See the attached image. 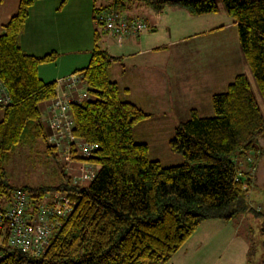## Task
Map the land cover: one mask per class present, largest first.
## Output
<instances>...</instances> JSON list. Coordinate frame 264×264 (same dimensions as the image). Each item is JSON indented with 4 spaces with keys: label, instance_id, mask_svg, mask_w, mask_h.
Segmentation results:
<instances>
[{
    "label": "trees",
    "instance_id": "obj_1",
    "mask_svg": "<svg viewBox=\"0 0 264 264\" xmlns=\"http://www.w3.org/2000/svg\"><path fill=\"white\" fill-rule=\"evenodd\" d=\"M38 1L18 0L15 13L1 27L0 81L11 104L0 109V194L7 198L16 188L9 184L5 168L11 154L32 141L60 166L59 182L17 188L37 200L59 193L71 201L72 209L37 257L9 246L6 231L0 229V264H166L203 221L231 222L254 210L245 199L253 169L257 172L256 158L264 155V112L248 76L237 74L225 91L211 96L212 116L190 109L168 141L169 151L183 162L163 166L150 159L149 146L135 136V127L150 115L124 100L126 89L110 78L111 66L121 58L100 46L101 35L107 33L96 21L101 12L124 13L136 6L160 14L176 6L202 16L219 11L216 0H110L104 7L92 0L90 59L74 73L81 75L89 96L70 104L74 138L96 146L86 161L97 173L81 186L73 184L57 150L46 142L42 120L41 105L56 97L57 82L42 80L38 69L55 62L58 53L35 56L20 46L30 9ZM221 1L236 23L242 57L264 105V0ZM127 18L147 26L143 19ZM254 212L263 216V252L256 264H264V214Z\"/></svg>",
    "mask_w": 264,
    "mask_h": 264
},
{
    "label": "crops",
    "instance_id": "obj_2",
    "mask_svg": "<svg viewBox=\"0 0 264 264\" xmlns=\"http://www.w3.org/2000/svg\"><path fill=\"white\" fill-rule=\"evenodd\" d=\"M61 1L41 0L31 7L20 38L27 54L40 56L51 51L58 53L55 62L39 67L38 76L44 81L58 82L78 73L87 66L93 45V1L68 0L58 9ZM17 3L18 0H15V4L13 1L9 6V15L15 13ZM5 5V0H0V33L6 22L2 18L4 12H1ZM124 14L126 17L143 19L147 23L146 30L138 36L129 35L120 43L112 35L103 33L100 45L111 56L121 58L111 66L110 78L122 90L126 89L123 99L135 103L150 115L149 119L138 124L134 130L135 136L148 146H151L154 139V144L157 143L155 133L164 131L168 123H174V118H178L175 124L186 120L190 109L194 108L200 113L202 107L206 111L205 115L209 116L211 96L225 91L235 75H247L249 72L241 54L237 32L233 36L226 33L227 30H233L234 33L236 23L227 16L224 9L194 19L185 9L176 6L167 7L160 14L133 6ZM182 19L189 23H183ZM189 28L192 31L189 41L195 44L190 47L181 45L182 50L178 48V52L176 46L187 37L176 38L175 35ZM227 35L233 40L232 47L227 46ZM159 39L165 40V44H159ZM214 39H218L217 44L213 43ZM115 46L120 52H115ZM204 54H207V59L200 63ZM57 92L67 93L61 85L57 86ZM67 96L82 102L89 96L88 86L82 83ZM49 104L50 102L42 104L41 111H46ZM161 118V121L155 122ZM222 222L219 235L212 236L213 240L207 242L206 246L200 245V248L195 249V241L190 240L193 234L190 241L185 243L188 247L183 245L166 264H174L176 256L182 250L188 253L187 258L181 262L176 261L177 264L205 263V257L213 249L211 246L214 240L220 236L224 240L226 229L230 231L228 223L232 221ZM232 233L234 234L233 231Z\"/></svg>",
    "mask_w": 264,
    "mask_h": 264
},
{
    "label": "built area",
    "instance_id": "obj_3",
    "mask_svg": "<svg viewBox=\"0 0 264 264\" xmlns=\"http://www.w3.org/2000/svg\"><path fill=\"white\" fill-rule=\"evenodd\" d=\"M96 21L119 43L125 37L139 35L147 28L141 21L131 20L113 11L97 14ZM80 84L82 77L79 74L59 80L57 86H63L67 93L59 94L56 89V97L50 101L48 109L42 112V120L48 131L46 142L57 150L60 160H64L67 172L77 170L78 174L70 176L73 184L79 186L92 181L97 173V168L86 161L96 150V146L79 142L72 134L70 104L79 101L67 95L76 91ZM10 104L11 97L0 81V109ZM72 149L76 151L74 155ZM73 164L77 165L72 167ZM0 198H3L0 199V229L6 231L7 244L32 257L44 253L49 240L72 209L71 201L59 193L37 200L28 191L15 188L9 197L5 198L0 194Z\"/></svg>",
    "mask_w": 264,
    "mask_h": 264
},
{
    "label": "rangeland",
    "instance_id": "obj_4",
    "mask_svg": "<svg viewBox=\"0 0 264 264\" xmlns=\"http://www.w3.org/2000/svg\"><path fill=\"white\" fill-rule=\"evenodd\" d=\"M15 4V0H5L6 5L3 8L1 12H4L3 19L4 22L11 17L9 6L13 3ZM109 0H98L96 2L97 5H104L109 6L110 3H108ZM37 3V2H36ZM35 3V4H36ZM217 5L219 6V10L223 9V4L221 0H216ZM34 4V5H35ZM183 9V8H181ZM223 13V11H221ZM13 14V13H12ZM123 16L126 17L124 13H120ZM190 15V14H189ZM192 16V15H190ZM193 19L198 16H192ZM181 22V19H180ZM183 23H189L182 19ZM195 29H197V26L194 25ZM190 31V28L187 30H181L179 33H176L175 37L178 38V36L181 37H187L185 41L179 42V45L176 46L177 51L179 52V49H181L183 46L190 47L191 45H194V42L189 41V36L192 35ZM237 32V29L234 28L233 30H227V34L229 36L235 35ZM225 36L227 46L232 47L233 40L229 36ZM221 37V36H220ZM21 38V37H20ZM223 39V37H221ZM238 38V34H237ZM165 40L159 39V44H165ZM218 39H214L213 43L217 44ZM237 42V41H236ZM101 44V42H100ZM104 45V44H103ZM183 45V46H181ZM21 48L26 53L27 51L24 49V46H22V43H20ZM102 48L105 49L104 46L100 45ZM179 48V49H178ZM115 52H120V50L115 46ZM182 50V49H181ZM115 54V53H112ZM116 56V55H113ZM209 57L211 59V54H209ZM204 59H207V54L202 55L200 59V63L204 61ZM229 77V75H226ZM236 76V75H235ZM249 82L251 84V87L257 97L258 103L262 111L264 112V105L263 102L259 96L258 89L256 87L255 81L252 77V75L248 72L247 74ZM219 93V92H217ZM221 93V92H220ZM204 96V95H203ZM206 102V100H204ZM50 105V104H49ZM204 105V103H203ZM210 105V112L208 113L209 116H212L213 112H211V99L209 101ZM205 110L200 108V116H205ZM2 115V110H0V117ZM208 116V117H209ZM178 118H174V123H168L167 127H165L164 131H157L155 133V136H157L156 140L157 143L154 144L152 140L151 146H149V157L152 160H158L163 166H173L178 165L183 162V158L179 155L172 154L168 149V141L173 136V125L175 124V121ZM161 121V119H158L155 122ZM178 124V123H177ZM175 124V125H177ZM151 140V139H150ZM31 141L30 143L19 146L10 156L8 163L6 164V172L9 179V184L13 187H22V186H30V187H36L39 185H51L53 183H58L59 181V172H60V166H56L52 163L51 160H49L48 156H46L43 152V147L40 143L37 145L35 142ZM150 144V143H149ZM58 154V153H57ZM242 159L239 158V161ZM258 160V161H257ZM256 161L259 162L257 172L254 170L253 175L254 178L252 180V183L250 186H247V194L246 199L249 203V206L252 207L254 210H249L247 214H241L237 215L234 219H232L231 223H228L230 225L229 229H226L225 238L221 239L220 237H217L216 240H214V244L211 246L213 247L212 251L205 257L206 261L203 264H248L247 258L248 254H251V257L249 258L250 264H256L260 261L261 252H263V247L261 246V236H260V225L263 219V216L261 214H257L254 211H261V213L264 214V155L263 157L256 158ZM64 163V160L61 161ZM77 164H73L72 167ZM79 166V165H78ZM64 170V167H63ZM71 169L68 174L76 175L78 174L77 170ZM66 171V168H65ZM3 199V198H0ZM221 220H206L203 221V223L199 226V228L196 230L194 235L190 238L193 239L191 241H195V249L200 248V245L205 246L208 244L207 242L213 240L214 237L212 236H218L219 229L221 228L222 224ZM198 231V232H197ZM234 232V234L232 233ZM213 234V235H212ZM188 240V241H190ZM187 243V242H186ZM185 245V244H184ZM185 247H188L185 245ZM253 247V254H252V248ZM189 251V250H188ZM264 254V253H262ZM188 253L186 250H182L176 257L177 260H174V264H177L176 261L181 262L182 260L187 258Z\"/></svg>",
    "mask_w": 264,
    "mask_h": 264
}]
</instances>
